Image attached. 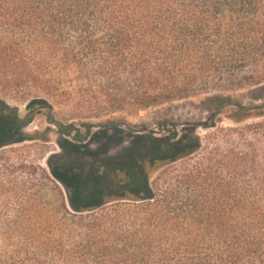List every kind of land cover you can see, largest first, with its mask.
<instances>
[{"label":"trees","instance_id":"obj_1","mask_svg":"<svg viewBox=\"0 0 264 264\" xmlns=\"http://www.w3.org/2000/svg\"><path fill=\"white\" fill-rule=\"evenodd\" d=\"M263 83L264 0H0V92L30 107L76 94L106 114L219 94L209 122L138 161L86 176L52 165L44 181L0 168V264H264V103L220 95ZM25 125L0 97V150Z\"/></svg>","mask_w":264,"mask_h":264},{"label":"rangeland","instance_id":"obj_2","mask_svg":"<svg viewBox=\"0 0 264 264\" xmlns=\"http://www.w3.org/2000/svg\"><path fill=\"white\" fill-rule=\"evenodd\" d=\"M76 86L73 81H63L61 87L59 84L64 93L74 92ZM218 95L210 93L147 108L126 107L112 113L95 114L87 108L84 110L85 99L76 94L53 98L49 100L51 108H48L36 104L30 107V98L6 96L0 92V97L10 107H16L19 116L26 120L23 133L27 139L0 150V156H3L0 168L7 167L14 179L43 180L48 175L55 180L52 165L86 176L103 172L111 163L116 165L125 158L138 161L142 159L144 148L155 138L169 137L173 131L181 132L187 125L209 122ZM220 95L245 105H258L264 103V83ZM226 113L228 109L220 115ZM222 119V124L230 123L228 119ZM70 125L73 128H69ZM207 131L197 128L201 137ZM157 173L153 171L151 177ZM50 196L57 198L52 192ZM23 207L19 203L14 206Z\"/></svg>","mask_w":264,"mask_h":264}]
</instances>
